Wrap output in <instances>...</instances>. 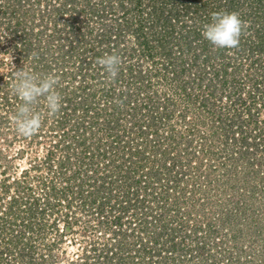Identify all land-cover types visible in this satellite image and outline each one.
<instances>
[{
  "label": "rangeland",
  "instance_id": "rangeland-1",
  "mask_svg": "<svg viewBox=\"0 0 264 264\" xmlns=\"http://www.w3.org/2000/svg\"><path fill=\"white\" fill-rule=\"evenodd\" d=\"M189 1L221 9L220 0H0V96L2 91L12 96L13 71L23 67L41 76L54 73L62 96L55 116L48 115L43 101L37 105L43 126L28 138L18 135L12 122L19 99L0 100V264H132L137 253L139 264H264V143L249 148L239 138L264 139V112L250 105L255 112L247 116L243 105L224 97L229 90L221 82L205 87L211 68H201L206 70L203 85L194 87L186 82L191 78L187 71L176 82L164 68H186L192 60L193 52H177L170 36L192 24L188 14L183 29L179 23ZM234 3L233 12L247 23L241 40L260 39L263 32L255 29L264 24V0ZM151 8L160 11L161 24L153 21L154 27L170 21L173 31L167 37L160 29L158 35L150 30ZM140 34L154 45L151 56ZM156 35L168 45V59L158 55ZM111 51L122 65L108 83L96 60ZM233 59L219 55L203 62L213 63L220 75L226 68L222 78L230 82L234 75L242 95L246 72L255 80L264 77V50L248 56L239 52ZM146 118L155 133L149 131L141 144L149 157L144 166L130 173L127 163L135 160L119 151L121 166L110 171L107 160L116 155L100 160L101 151L112 154L109 144L116 136L128 144L140 140L135 132ZM83 143L92 155L84 153ZM126 172L129 180H138V196L148 192L141 206L120 212L122 188H113L119 198L112 197L103 213L81 206L89 181L107 176L114 185ZM148 176L149 184L144 181ZM45 179L53 186L45 198L68 196L72 217L65 215V202L58 205L56 199L52 214L42 201L47 215L27 209L32 196L42 195ZM115 216L131 230L126 237L112 235ZM42 218L45 226L38 231L33 222ZM12 219L33 224L26 242L15 238ZM131 241L139 243L134 256L126 250Z\"/></svg>",
  "mask_w": 264,
  "mask_h": 264
},
{
  "label": "trees",
  "instance_id": "trees-1",
  "mask_svg": "<svg viewBox=\"0 0 264 264\" xmlns=\"http://www.w3.org/2000/svg\"><path fill=\"white\" fill-rule=\"evenodd\" d=\"M191 2H193V1H191ZM191 2L190 1L187 2L188 4L183 7L184 18L181 17V20L179 21V23L182 26L181 28L183 29V27H185V26L182 24L185 23L186 18H188V16H189V18H192L190 20L192 22V24L189 25L183 31H181V29H179L180 31H179L178 35H174V36L170 35V34L169 35L171 36V40H174V43H176V45H177L176 46L177 52H179L181 54L186 53L187 51L193 52L192 60H191V62H189L190 65H186L187 66L186 68H188L189 70L193 69L194 71H192V72L198 71V73L196 72V76H194L191 73V71H188L183 66L176 68L175 66L170 65V67H169V66L164 65L165 66L164 68H166V69L168 68L167 72H170L171 78H173L176 82H181L179 80L182 78V76L187 71L188 73L191 74L190 75L191 78L187 79L186 82H188L189 85L193 86V87L203 85L202 79L204 77L203 74L206 73V70L201 71V68L202 69L211 68V70L209 72L210 76L207 78L206 83L204 84L205 87H208L212 84L215 87V82L216 83L221 82L222 87L224 85H226V87H228V90H229V93L227 95H224V97L228 98L227 100H229V101L232 100V102H231L232 104H234L238 101L240 103V105H243V109L245 110V113L247 114V116L251 117L255 111H256V113H258L257 111H263L264 112V77H260L258 80H255V79L251 78V75L248 72H246V74H247L246 82H248V83L246 85V90H244L242 92L244 94V97H242L243 94L240 95L241 94L240 92H238V93L236 92V90L241 89V87L236 84L237 78H235L234 75H230L231 76L230 82H228V81H226V79L229 78L228 76L226 77V79L222 78V76L223 77L225 76L226 68L223 69L222 75H220L221 70L219 71V69L215 70L214 68H212L213 63H210L209 65L204 63V62H208L211 57L216 58L219 55L226 56L227 58H231V60H235L233 58H236L239 55V52H242L244 54V56H248V55L252 54V50L257 51V52L264 50V28L262 29V27H264V24H260L261 27L259 26V29L257 27H256L257 29H255L256 31H262L263 32L261 38L259 37L260 39H258V37H256L257 39L256 40L253 39V41H247L246 39L240 40V45L236 49H215L212 45L209 44V42H207L203 38V36H202L203 25L211 22V14L213 12H229V13L233 12L232 8L236 5L234 3V0H220L221 9H217V10L215 7H211V6L207 7V4H205L206 1L202 2L201 5H197V6H196V3L190 4ZM222 5H223V7H222ZM197 7L198 8L200 7L201 12L198 13ZM151 9H152V12H154V13L152 14V21H151L152 26L151 27L149 26V28H151L150 30L152 32H156L158 35L159 29H160L163 31L162 36H164V35L168 36V33H171L173 31L172 27H169L170 21H167V23H165V24L169 23L168 26L165 25L167 27H163V26L160 28L154 27L153 26L154 22H156L158 24V26L161 24V23L157 22L158 16H160V14L158 12H160V11H157V9H155V8H151ZM187 14H188V16H187ZM176 16H178V14L174 13V17H176ZM168 18L170 19L171 15H169ZM73 19L74 18H72L71 21ZM254 24L257 25V23H254ZM157 35L152 36V38L155 37L157 40V43H159V45L161 46L160 52L158 53V55H163L162 56L163 58L168 59V57H170V54H171L170 50H168V45L161 44L160 39H158L159 37H157ZM139 36H140L139 38H141L143 41V42L141 41L142 46H144L143 44L146 45L143 48V49H145L146 55L151 56L150 55L152 53L151 50H152V47L154 45L153 46H152V44L147 45L148 41L143 38V34L142 35L140 34ZM165 40L168 41L167 38L164 39V41ZM241 41H244V43H241ZM69 47L71 48V44L69 45ZM165 48H167V49H165ZM111 52L114 53L113 51H111ZM112 53H109V54H112ZM93 55L96 56L97 54L95 52H93ZM198 55H200V56H198ZM255 60H256V58H255ZM225 64H226V62H225ZM237 64L239 65V63H237ZM260 66H262V64H260ZM189 67H191V68H189ZM235 68L237 69V66ZM97 72L98 71L96 70V74H97ZM135 72H136V75L140 77V72H141L140 69H138ZM199 74H202V75H199ZM83 78H84V76H83ZM6 84L7 83L5 82V86H6ZM177 84H178V86L179 85L184 86L183 83H177ZM240 84H242L244 86L243 83H240ZM234 86L236 87L235 90H231V87H234ZM235 93H237V95L232 98L231 95H233ZM17 98L18 97L14 96V95L8 96L6 91H2L1 96H0V100H2L5 104L9 103L11 100L15 101V99H17ZM244 102L248 105H245ZM250 105H252V109L254 107V110H255L254 112L250 111L251 110ZM64 115H66V113ZM145 120H148L146 122V124L137 127L138 131L135 132V134H137L139 136L134 137V138L139 137L140 140L136 141V139H134L135 143L130 142L128 144L129 141L119 139L116 136V139L114 140V142L109 144V146H110L109 150L112 152V154L108 151H105V153H106V155H105V153L103 151H101V154H99L100 160L105 158V156H107V155L109 156L108 158H110L111 155H116V157H114L113 159L110 158L111 160H107V164H108L107 167L110 168V171L117 168L118 166H121V163H120L121 162L120 161L121 160L120 159L121 154H119V151H123V152L127 151L129 153L130 157H132V160H135V161L131 162L130 164H129V162L127 163L128 164L127 170H131L130 173L133 172L137 167L144 166V163H143V162H145L144 160L148 159L149 157L144 156L143 149H145L146 146L141 145V144H145L144 142L147 141V134H150L149 131H151L152 133H155V130L151 129L150 125H152V124H150V121H149L150 119L146 118ZM111 122L112 121L109 120V123H111ZM114 122L116 123V121H113L112 123L114 124ZM122 132H124V131H122ZM239 138H240L242 144H246L247 146H249V148L251 145L254 147L261 146V144L259 142L260 140L262 143H264V139H262V138H258L257 141H255V137L250 138V137L245 136V134L244 135L241 134ZM84 145L85 144L83 143L82 149H84L83 150L84 153H86V155H92V149L87 147L86 145L85 146ZM246 147L244 148L245 150L247 149ZM262 148H264V147H262ZM89 150H91V151H89ZM161 152L164 153L165 150L161 149ZM49 167H51V166H49ZM126 173L127 174H125V176H120L121 179L118 182L114 183V185H112L113 181H111V179H109L107 176H105L104 179L101 177L102 181L97 180L98 178L97 179L94 178L93 180L89 181V187H88L89 189H87L86 192L84 193V195H82L83 199H81L79 202V203H81V206L82 207L84 206L87 209H91L94 207V209L93 210L91 209V211H95L94 214H96V215L103 213L105 205L109 202V200L112 197H115L116 199L119 198L118 197L119 193L112 191L113 188H117L118 191L120 190V188H122L119 191L122 194L120 196V198H123L121 200V202H119L120 204L118 205V207L120 208V212H125V211L127 212L128 210L130 211L135 207H139L141 201H146V199H144V197L147 196L148 192L143 191L145 194H142V195L139 194V196H138L137 195L138 194L137 188L135 187L136 184L138 183V180H135L134 178L129 180L130 179L129 178L130 173H128V172H126ZM148 179H149V176L146 178V180H144L145 182H147V184L150 183ZM46 181H47V179H45L41 183V185L44 186L43 189L40 188V191L42 192L43 196L41 194L39 195L40 197H38L36 195L32 196L33 198L31 199L32 201L30 203L31 207L29 205V206H27V209L33 208V211L35 210V212H39V214L41 213L43 215L44 214L43 211L47 210V208H42L41 206H39V203L44 202V204H41V205L42 206L48 205V207H50V210H51L50 214H52L53 213L52 209L55 205L54 200L56 199V202L58 205L60 203L63 204L65 202V204L63 206V208L66 209L65 215L68 217H72L73 216V215H71L72 211L69 209V208H71L69 205L70 204V202H69L70 198L68 196L67 197L55 196V198L53 197V200L51 199V197L45 198V196H47L46 192H48V194H52L50 188H53V186H50V182L47 184ZM119 183L120 184L122 183L123 187H120ZM145 188H146V190L148 189L146 185L143 186L144 190H145ZM103 189H104V191H103ZM100 191L101 192L103 191V193H100V195H99L98 193ZM141 197H142V199H141ZM51 202H53V204ZM137 202H139V204ZM37 208H39V209H37ZM33 211H31V213H33ZM44 215H47V214H44ZM102 219H103V217H102ZM45 221H46V219L42 218V223L40 221H39V223H38V221L33 222L34 224L37 225L36 229L38 231H41L44 229L43 227L45 226ZM11 223H12V226H9V227L13 228V229L15 228L13 231L14 232L13 234L17 235L15 238H19V239L21 238L22 240H24L26 242V240L29 239L30 236L32 235V234L30 235L29 231L30 232L32 231L33 227H31V225H33V224L20 222V221H18V223H17L16 220H14V219H12ZM110 223H112V225H116V227H117L116 230H111V232H113L112 235L116 238H118L117 236L126 237V235H127L126 233L131 231L129 228H127L128 229L127 230V229H124L122 227L123 221L121 220L120 216L113 217L112 220L110 221ZM126 223H127V221H126ZM118 233H119V235H118ZM25 236L27 237V239ZM134 242L136 243V241H134ZM140 242H141V244H144L143 247L148 252L150 247H148L144 241L141 240V241H139V243ZM127 243L128 244L126 246L127 247L126 250H130V253L134 256L135 253H137L136 251H139L137 249V248H139V243L134 244L133 241H131L130 243L129 242H127ZM115 244H116V246H119V247H121V245H123V244H121V242L119 243V240ZM135 246H136V249H133V247L135 248ZM137 256L139 258L140 254L137 253ZM137 256L136 255L134 256L135 261L132 264H139L140 263V261H138Z\"/></svg>",
  "mask_w": 264,
  "mask_h": 264
},
{
  "label": "clouds",
  "instance_id": "clouds-1",
  "mask_svg": "<svg viewBox=\"0 0 264 264\" xmlns=\"http://www.w3.org/2000/svg\"><path fill=\"white\" fill-rule=\"evenodd\" d=\"M246 27L247 23L236 12H213L211 22L203 25L202 36L215 49H236ZM96 64L103 69L106 82L111 83L119 75L122 58L115 53H105L97 58ZM12 75L10 91L20 101L12 122L17 134L28 138L38 134L43 126L41 114L36 111L41 101L49 116H55L61 110L62 96L57 91L59 78L54 73L41 76L25 67L13 71Z\"/></svg>",
  "mask_w": 264,
  "mask_h": 264
}]
</instances>
